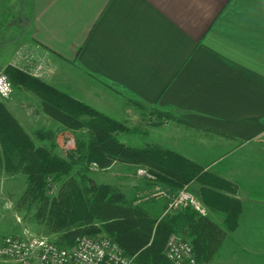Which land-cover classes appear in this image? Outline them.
I'll return each instance as SVG.
<instances>
[{
  "label": "crops",
  "instance_id": "obj_1",
  "mask_svg": "<svg viewBox=\"0 0 264 264\" xmlns=\"http://www.w3.org/2000/svg\"><path fill=\"white\" fill-rule=\"evenodd\" d=\"M28 3V40L18 49L12 44L14 55L5 66L30 74L40 65V80L110 117L119 112L112 104L118 101L114 95L173 112L182 130L150 126L143 129L150 139L135 147L158 144L207 170L214 167L237 187L235 197L243 205L238 229L252 207H264V0ZM11 97L4 101L13 108L25 100L24 94ZM132 106L122 116L128 125L146 115ZM40 117L42 125L53 124L44 113ZM192 131L199 133L197 141L190 137ZM251 147L261 150L260 189L251 177L257 172L252 167L246 173L249 180L240 182L233 180L230 168L235 158L229 155ZM248 162L254 163L253 155ZM115 164L120 181H129L122 182L121 192L144 195L137 202L150 212L164 211L163 198L148 199L156 187L150 188L149 177L138 174L144 168ZM211 219L222 222L217 215Z\"/></svg>",
  "mask_w": 264,
  "mask_h": 264
},
{
  "label": "trees",
  "instance_id": "obj_2",
  "mask_svg": "<svg viewBox=\"0 0 264 264\" xmlns=\"http://www.w3.org/2000/svg\"><path fill=\"white\" fill-rule=\"evenodd\" d=\"M13 87L35 95L43 113L62 132H76L75 148L64 159L51 147L36 141L51 139L49 130L35 132L34 141L13 118L0 100V171L26 176L29 197L39 201L48 229L57 235L54 244L71 247L81 236L99 234L112 239L123 252L134 257L135 264H171L163 251L170 235L186 234L191 238L197 264H208L239 227L243 205L235 197L237 187L206 166L158 144L129 146L117 135H146L139 127H130L68 93L24 71L6 65L3 68ZM131 105L145 112L151 126L162 127L167 120H181L173 112L147 107L137 101ZM149 124V125H150ZM115 163L144 168L150 188H160L175 196L184 187L208 210L205 217L191 208L153 213L142 201L129 199L108 184H97L87 178L96 170H106ZM79 167L78 179L69 178L49 200L47 192ZM157 185V186H156ZM211 215L222 218L221 224ZM183 237V236H182ZM52 242V241H51Z\"/></svg>",
  "mask_w": 264,
  "mask_h": 264
},
{
  "label": "rangeland",
  "instance_id": "obj_3",
  "mask_svg": "<svg viewBox=\"0 0 264 264\" xmlns=\"http://www.w3.org/2000/svg\"><path fill=\"white\" fill-rule=\"evenodd\" d=\"M32 7L29 6L28 0H0V73L4 74L3 68L6 62H9L13 58V46L18 49V44L25 45V42L28 40V34L24 31L25 26L29 22L31 17ZM14 41V43H13ZM24 47V46H23ZM26 48V47H25ZM42 68V67H41ZM43 69H41L42 71ZM40 73H30L33 77L42 78ZM45 80V79H42ZM24 94V101L20 104L19 107H11L7 105L8 103L4 100V106L9 110L10 114L15 120L21 122L26 133L34 140L35 131L45 127L44 129L49 130L53 133L51 139H45L43 141H36L37 145H44L46 147H51L52 144L55 145L53 151L62 158H66L68 152L73 151L75 148V139L79 135L76 132L70 131H61L58 129L57 124L53 122L50 126L42 125L44 119L42 116V108L40 106L39 99L33 95L31 92L24 90L22 88L13 87V95ZM31 97V98H30ZM118 100L117 103L112 102L113 106L118 107V111H113L116 115L112 118L120 122L123 121V114L126 110H131L130 103L126 100H123L122 97L114 95ZM12 98V97H11ZM9 101V100H8ZM121 107V109H120ZM134 107V106H132ZM123 111L122 113H120ZM29 114V115H28ZM37 124L34 125V122ZM130 127H139L140 129L148 130L150 128V120L147 118V114L143 118H137V120H129ZM126 123V122H125ZM150 124V125H149ZM21 126V124H19ZM180 123L175 120H167L161 129L167 127H172L173 129H178ZM22 127V126H21ZM23 129V128H22ZM23 129V130H24ZM150 130V129H149ZM182 130V129H178ZM194 132V133H193ZM193 134H190L192 139H199V133L197 131H192ZM119 141L126 143L129 146H136L140 144L141 140L150 139L145 135H128L119 133L117 135ZM198 143V142H197ZM191 145H197L191 144ZM255 147V146H254ZM251 148H242L236 150V152L231 153L229 158H235L232 168L235 178V182H240L242 179L250 178V174L247 171L249 169H254L257 172L251 174L254 184L257 183L259 189L261 188V150L260 148L257 151ZM198 148V147H197ZM250 150V151H249ZM213 151V150H212ZM253 151V152H252ZM211 152V151H209ZM253 154H251V153ZM190 155H195L193 152ZM254 159V163L250 164L249 160ZM252 167V168H251ZM214 172V167L209 169ZM79 167H75L70 177H64L60 182L54 184L53 188L47 192L49 200L55 198L59 187L69 178L78 179ZM133 174V172H131ZM249 176L248 178L244 175ZM87 178L92 180L97 184H108L111 187L119 190L120 187L123 188L125 184L124 181H120L121 178L118 176V164L112 165L106 170H93L87 174ZM130 180H133L132 177H128ZM123 180V179H122ZM243 181V182H244ZM127 181L126 183H128ZM245 183V182H244ZM240 185V183H238ZM253 184V185H254ZM28 183L26 176L21 173H13L10 171H0V234L2 235H19L21 234L24 228H27L31 233L36 236L47 238L48 241L55 242L57 235L50 232L48 229V223L46 216L42 214V205L39 201L32 200L29 197L28 193ZM188 191V188L186 187ZM248 192V190H243ZM123 192L127 195L129 199L144 198L139 196L135 198L132 193L128 190ZM149 195L148 199L150 198ZM167 208V207H166ZM264 207H252V211L249 214L245 215V220L241 222V227L234 233L230 234L228 240H226L221 248L214 255L211 263L208 264H264ZM166 212V211H165ZM180 233L179 235H181ZM186 240H189L192 243L191 238H188L186 234L182 235ZM97 237H108L104 234H99ZM193 246V244H192ZM166 248V245H165ZM165 248L163 254L165 256ZM166 258V257H165Z\"/></svg>",
  "mask_w": 264,
  "mask_h": 264
},
{
  "label": "built area",
  "instance_id": "obj_4",
  "mask_svg": "<svg viewBox=\"0 0 264 264\" xmlns=\"http://www.w3.org/2000/svg\"><path fill=\"white\" fill-rule=\"evenodd\" d=\"M41 71L37 66L35 73ZM13 86L5 74L0 73V100L11 97ZM92 169L96 170L95 164ZM139 175L151 178L145 170ZM151 197L167 200L166 213L191 208L199 216L208 215L203 204L184 187L175 196L156 188ZM165 257L171 264H197L193 246L184 237L172 234L169 236ZM0 264H135L134 257L127 256L110 238L81 236L76 238L71 247H60L47 238L36 236L27 228L19 235L0 234Z\"/></svg>",
  "mask_w": 264,
  "mask_h": 264
}]
</instances>
